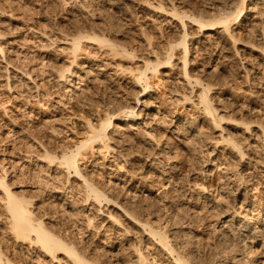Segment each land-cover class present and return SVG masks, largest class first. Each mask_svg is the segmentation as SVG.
Masks as SVG:
<instances>
[{"label":"rangeland","instance_id":"374dc122","mask_svg":"<svg viewBox=\"0 0 264 264\" xmlns=\"http://www.w3.org/2000/svg\"><path fill=\"white\" fill-rule=\"evenodd\" d=\"M235 6L240 0H0V178L91 263L242 264L253 251L251 263L264 264V0H245V20L228 31L188 18ZM76 37L84 38L74 58ZM126 108L140 114L136 123ZM107 117L111 150L96 142L82 152L81 177L60 165ZM188 123L193 134L180 138ZM86 182L103 201H92ZM4 199L0 190L6 257L77 264L17 241ZM240 216L256 229L245 242Z\"/></svg>","mask_w":264,"mask_h":264},{"label":"bare ground","instance_id":"6f19581e","mask_svg":"<svg viewBox=\"0 0 264 264\" xmlns=\"http://www.w3.org/2000/svg\"><path fill=\"white\" fill-rule=\"evenodd\" d=\"M240 3H241V6H238V7L235 6V8L233 7L234 9L232 11H229V12H225V11H222V10H218L217 9L218 10L217 12H219L218 15H216L213 18L210 17L211 20L205 21V20H203L204 19L203 16H202L203 19L202 18L201 19H198L196 17H191V16H189L188 18L193 23H196V25L198 24L199 28H201V29L205 28L208 31H215V30H217L219 28H224V30L228 31L229 28H230V25L232 23H234V21H235L237 27H239L240 25H242L240 23L242 21H244L245 18H246V13H245V9H244V7H245V0H240ZM172 12L173 13H171V14H173L174 16H179L176 9H174ZM180 19H181V22H184L183 21V17H181ZM186 37H187V35H186ZM83 38L84 37H76L73 40H71V44H72V54H73L74 58H77V53L80 52L81 49H82V47H81L80 44H81V39H83ZM87 39L93 40V41L102 42V43L107 42V41L101 40V39H99L97 37H92V38H87ZM179 45L183 46V48H184L185 58L183 59V64L186 66V64H187V58H186V56H187L189 50L187 51V44H186L185 41L179 43ZM0 50H1V52H3V50H2L1 47H0ZM116 55H118L117 52H116ZM170 63H171V60L168 59V61L166 62V64H170ZM148 65H149V63H148ZM155 66H157V65H155ZM83 68H87V66H84ZM153 71L156 72V69H154ZM142 76H143V74H140V77L138 76V81L139 82L143 79ZM62 77H64V75L61 76V78ZM210 90H211V86L208 85V88L205 90L206 94L204 93V97H202V101H203V104L205 105V109H206L207 113H210V111L212 109V106H209V97H208V91H210ZM124 114H125L124 117H126V119H128V122H131V123H136L137 122L136 121V118H138L140 116V114L134 113V111L132 109H127V108L125 109V113ZM211 119H212V117H211ZM99 125H100L99 126V129H93V128H91V136L89 138H87V139L86 138L83 139V141L77 146L76 152H72L70 154V156H68V155L67 156H63V158H62L63 161H62V163H60V165H62V166L65 165L69 171L71 169L74 170V172L79 177H81V174L78 171L79 167H78L77 161H79V160H77V158H79V157L82 156V154H83L82 152L86 151L88 148L90 149V151H93V149H94L93 148V144L96 143V142H101L104 149H106L108 151L111 150V147L107 144V141H109L110 138L106 135V130L108 129V127H110L112 125V119H110V117H107V118H105V120H102ZM186 126L187 127H185L182 131H180V133H177L180 138H186V137L191 136L193 134V128H192V126L190 124L189 125H186ZM116 135H117V132H116ZM222 140L224 141L226 139L223 138ZM228 143H229V141H228ZM231 143L234 144L235 142L233 143L232 141H230L229 144H231ZM238 148H239V146H238ZM240 150L241 149L239 148V151ZM103 161L106 162L105 159ZM103 161H101V162H103ZM5 178L6 177H1L0 178V190H1V192L3 193V195L5 197L4 202L2 201V205H4V210L6 211L7 216H8V220H9V223H10V225H9L10 226V231H11L13 237H15V239L17 241L22 242L25 239L26 240L30 239V240L34 241V244L39 245L38 247L44 253V255L45 256L52 257L53 258V261H54V259H57L58 254H63L66 257H68L69 259H71L74 263H77V264H93V263H91L92 261L90 262L89 259L87 260L84 256H81L79 254V252L77 251V249L74 248V246L71 247L68 243H66L65 240H63L64 237L61 238L60 236H57L56 234H54V232L52 230L50 231L49 228H47L45 226V224H44V222L42 220L37 219L35 217V215L33 214L32 209H31L33 207L32 206V202L29 201L28 199L20 198L14 192H12L10 190V187L8 186V184L5 183ZM86 185L91 190L90 193H89V197H93L94 198V200H92L94 203H96L95 201H103V199L101 200V198H103V195L105 196V194L103 193L104 192L103 190H102L103 191L102 192L101 189L98 190L99 188L98 189H92L90 183H88V182H86ZM87 191H89V190H87ZM86 197L89 198L88 196H86ZM70 209L71 210H75L76 207H74V206L71 205L70 206ZM221 216L223 217L224 214L223 215L221 214L220 217H219V219H221ZM241 220H242V222L238 226V229L239 230H238L237 234L239 236L243 237V242H245V240H247V238H250L251 236H254V234L256 233V229L253 228V227H251V226H249V225H246V226L242 227L244 224H246L245 223L246 220L243 217H241ZM227 222H228V224H229V222H231V227L234 226V223H235L234 222V218L231 219V220H229V221L227 220ZM257 231H258V229H257ZM150 233L152 235H154V236L160 234V232L154 231V230H150ZM234 234H236V233H234ZM241 240H242V238H241ZM262 242H264V240ZM251 243L253 244L254 243V240H252ZM263 245H264V243H263ZM167 250L170 251L173 254V250L172 249L168 248ZM254 257H255V252L252 251V252L249 253V256H248L247 260L244 261V263H243V260H242L241 263L242 264H252L251 262H252V260H253ZM183 259L180 258V257H178L176 260H177V262L179 264H188L190 262V261L187 260V258H185V260H187L188 263H187V261H184ZM0 264H21V263L15 262L14 260L6 257L0 251Z\"/></svg>","mask_w":264,"mask_h":264}]
</instances>
